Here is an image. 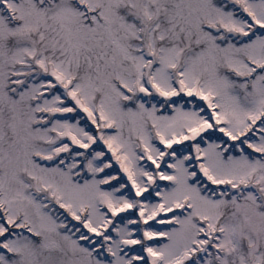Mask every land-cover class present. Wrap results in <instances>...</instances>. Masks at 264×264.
<instances>
[{
  "label": "snow or ice",
  "instance_id": "1",
  "mask_svg": "<svg viewBox=\"0 0 264 264\" xmlns=\"http://www.w3.org/2000/svg\"><path fill=\"white\" fill-rule=\"evenodd\" d=\"M0 264H264V0H0Z\"/></svg>",
  "mask_w": 264,
  "mask_h": 264
}]
</instances>
